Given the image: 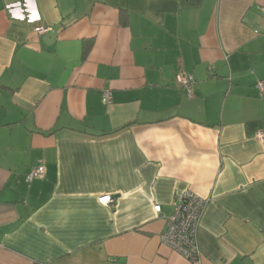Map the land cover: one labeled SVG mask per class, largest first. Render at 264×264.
I'll use <instances>...</instances> for the list:
<instances>
[{
    "label": "crops",
    "instance_id": "obj_1",
    "mask_svg": "<svg viewBox=\"0 0 264 264\" xmlns=\"http://www.w3.org/2000/svg\"><path fill=\"white\" fill-rule=\"evenodd\" d=\"M261 130L264 0H0V264H264Z\"/></svg>",
    "mask_w": 264,
    "mask_h": 264
},
{
    "label": "built area",
    "instance_id": "obj_2",
    "mask_svg": "<svg viewBox=\"0 0 264 264\" xmlns=\"http://www.w3.org/2000/svg\"><path fill=\"white\" fill-rule=\"evenodd\" d=\"M48 27L36 26L34 31L43 33L48 31ZM178 82L189 92L193 85L192 76L190 74H179ZM261 86V85H260ZM110 93L105 91L102 93V101L108 102ZM257 137L264 141V130L256 133ZM43 165H38L27 175L28 180L43 174ZM98 201L102 204L109 205L114 199L106 194L98 197ZM204 205V199L199 195L185 190L178 194L173 202V211L166 216L165 226L160 234V241L167 246L179 252L184 258L190 261L199 258V251L196 240V231L199 225L201 211ZM154 211H159L160 206L154 205Z\"/></svg>",
    "mask_w": 264,
    "mask_h": 264
},
{
    "label": "clouds",
    "instance_id": "obj_3",
    "mask_svg": "<svg viewBox=\"0 0 264 264\" xmlns=\"http://www.w3.org/2000/svg\"><path fill=\"white\" fill-rule=\"evenodd\" d=\"M31 6V5H30ZM21 19H23V17H20Z\"/></svg>",
    "mask_w": 264,
    "mask_h": 264
}]
</instances>
